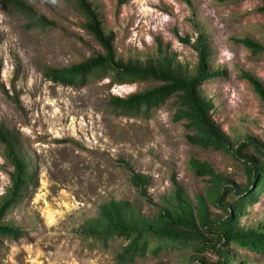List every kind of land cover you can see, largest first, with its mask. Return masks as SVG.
Listing matches in <instances>:
<instances>
[{
  "label": "rangeland",
  "instance_id": "374dc122",
  "mask_svg": "<svg viewBox=\"0 0 264 264\" xmlns=\"http://www.w3.org/2000/svg\"><path fill=\"white\" fill-rule=\"evenodd\" d=\"M5 1L0 0V128L15 136L32 177L1 218L2 226L20 236L0 238V264H117L126 239L108 233L104 249L84 238L95 227L109 226L101 214L109 202L126 203L123 219L137 230L151 225L185 235L190 231L171 224L185 220L203 236L164 248V237L145 232L148 250L155 252L133 264H264L263 254L221 240L225 234L264 235V190L254 204H243L236 222H228L226 212L240 197L224 195L230 185L242 190L248 183L235 153L239 147L248 141L264 146V54L242 44L264 48V0H91L105 34L113 36L114 61L124 65L163 64L193 77V45L205 36V67L215 77L200 91L213 106L211 118L227 140V152L188 143L194 132L175 122L174 96L142 117L111 108V99L153 91L160 82L119 84L111 74L80 86L48 80V72L103 56L101 45L84 29L75 0H20L54 24L44 29L30 28ZM241 153L253 156L251 149ZM192 160L207 164L223 181L196 176ZM12 171L0 144V203ZM134 175L147 184L134 186Z\"/></svg>",
  "mask_w": 264,
  "mask_h": 264
},
{
  "label": "trees",
  "instance_id": "16d2710c",
  "mask_svg": "<svg viewBox=\"0 0 264 264\" xmlns=\"http://www.w3.org/2000/svg\"><path fill=\"white\" fill-rule=\"evenodd\" d=\"M5 2L9 7L24 17L30 28L44 29L54 25L20 0H6ZM123 2L124 0L118 1L119 5L123 4ZM74 8L84 16V29L101 45L104 55L90 59L84 64L68 70L48 72L45 74L48 80L62 85L80 86L89 78H105L108 74H111L112 81L119 84L135 82L136 80H154L160 82L163 85L153 91L132 95L126 99H111V108L114 112L128 116L142 117L147 115L150 109L157 108L167 99L171 98V96H174L173 98L175 99V105L177 107L175 122L184 121L194 132V135L186 137L188 143L204 150L216 152L228 151L225 136L212 121L211 111L213 106L209 100H206L202 96L200 91L203 82L215 77V75L207 72L205 67L209 51L207 49L206 38L203 34L199 35L193 45V49L196 51L198 57L195 75L193 77L183 78L163 64L149 62L144 67H139L115 62V53L112 47L113 36L111 34H105L94 2L91 0H75ZM242 44L254 54H264V48L250 41H242ZM252 84L262 96L263 93L259 85L255 81H252ZM0 144L3 146L6 161L13 169L9 175L10 187L1 198V221V218L6 212L20 201L32 176L29 171V163L21 155L15 136L4 128H0ZM246 149H251L253 156L241 153V150ZM235 153L243 159L248 183L242 190L234 185H230L225 190L224 195L226 197L230 195L235 198L240 197L236 200L235 205L232 206L230 211L226 212L228 222H236L237 219L243 216V204H254L256 201L255 196L264 190V146L254 141H248L242 144ZM190 167L198 177H213L216 181H223L215 176L205 163L192 160ZM131 182L134 186L139 187L147 184V180L139 175L132 176ZM126 207H128L126 203L109 202L101 209V214L109 226L105 229L95 227L92 236L84 237L85 240H89V238L93 239L94 242L101 245L104 249L108 247L107 240L111 238L106 237L108 233L117 238L126 239L127 244L116 255L117 264H133L138 258H143L146 253L155 252L154 250H148V244L143 239L146 234L145 232L164 237L166 240L164 248L171 246L170 242L175 241L178 243L179 239L190 238L192 240H201L203 238L200 232L196 230L195 225L185 220L171 223L174 226L179 225L190 231L185 235L178 232L161 233L156 231L151 225H147L145 229L137 230L123 219V213L126 211ZM19 236L20 233L18 231L0 224V238L16 239ZM222 239H224L225 243L229 242V244L242 245L250 251L264 255V235L262 234L237 236L225 234L223 238L221 237ZM221 240L219 239V241ZM187 242L179 241L181 244Z\"/></svg>",
  "mask_w": 264,
  "mask_h": 264
}]
</instances>
